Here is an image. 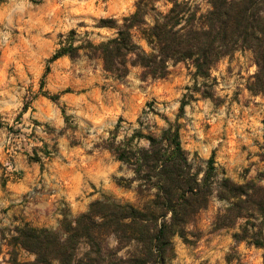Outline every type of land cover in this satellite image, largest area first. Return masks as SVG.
I'll return each mask as SVG.
<instances>
[{
    "label": "rangeland",
    "instance_id": "374dc122",
    "mask_svg": "<svg viewBox=\"0 0 264 264\" xmlns=\"http://www.w3.org/2000/svg\"><path fill=\"white\" fill-rule=\"evenodd\" d=\"M189 1L205 8L204 0ZM136 2L0 0V264H7L8 240L14 229L23 225L10 222L11 217L5 215L9 207L4 201L10 192L7 183L11 175L13 180L19 177L14 168L20 162L23 166L35 164L41 172L46 169L44 164L58 157V151L64 147L89 153L97 149L105 163L107 179L97 189L91 186L95 199L108 196L120 202L136 203L132 188L125 189L114 182V178H130L131 172L108 151L97 147L109 137L119 120L117 141L130 136L133 130L158 133L168 123L177 121L182 146L190 155L207 161L213 154L216 168L227 177L242 182L254 179L262 170L258 155L264 144V98L253 96L246 89L256 70L249 53L237 52L232 58L222 60L208 80L195 77L194 70L182 63L170 67V74L162 80L141 79L139 68H132L125 79L118 80L103 72L100 61H89L83 55L76 60L64 56L66 59L57 63L48 62L61 36L66 38L71 30L75 31V44L85 39L98 44L113 37V30L99 28L97 23L106 18L120 21L134 12ZM148 2L154 4L156 12H165L169 7L167 0ZM78 82L85 89L75 90L81 85ZM203 84L212 87L213 100L196 91ZM44 93L58 96V101L42 96ZM65 94L74 95L76 100H60ZM38 97H44L58 109L64 127L57 134L47 124L26 115L29 108V113L33 112L31 105ZM184 100L187 105L177 120ZM49 134L51 140L45 143L43 137ZM58 136L62 137L59 141ZM140 145L146 142L141 141ZM42 189L38 181L27 192L25 201L30 202ZM58 207L60 215L65 210L79 214L72 213L65 204ZM223 207V202L212 199L208 208L197 216L194 227L189 228L190 243L174 238L176 256L171 264L179 256L183 261L185 256H190L197 264H262V250L245 243L234 244L232 230L214 228L215 216ZM218 246L221 247L216 257L201 258L206 248ZM18 258L28 261L33 256L18 250Z\"/></svg>",
    "mask_w": 264,
    "mask_h": 264
},
{
    "label": "trees",
    "instance_id": "16d2710c",
    "mask_svg": "<svg viewBox=\"0 0 264 264\" xmlns=\"http://www.w3.org/2000/svg\"><path fill=\"white\" fill-rule=\"evenodd\" d=\"M204 1L205 8L189 0H167L168 9L156 12L153 3L137 0L134 12L120 21L106 18L97 23L113 30V37L98 44L88 39L75 44L71 30L66 38L61 36L48 62L83 55L100 61L103 72L118 80L132 68L141 70V79L162 80L170 67L182 63L194 70L195 77L208 80L222 60L249 53L256 70L246 89L264 98V0ZM196 91L214 99L210 85ZM42 96L58 101V96ZM186 105L181 102L177 120ZM61 113L67 121L63 109ZM262 124L264 128V120ZM120 129L121 120L97 147L131 172L130 178L114 182L132 188L136 203L102 196L83 213L63 211L56 229L25 223L8 240L7 264H171L176 256L174 238L190 243L189 228L212 199L224 203L214 228L232 230L234 244L262 250L264 264V144L258 155L262 170L254 179L237 182L216 168L213 154L207 161L190 155L182 146L177 121L158 133L136 129L117 141ZM18 250L33 259L20 261Z\"/></svg>",
    "mask_w": 264,
    "mask_h": 264
},
{
    "label": "crops",
    "instance_id": "0c3cea01",
    "mask_svg": "<svg viewBox=\"0 0 264 264\" xmlns=\"http://www.w3.org/2000/svg\"><path fill=\"white\" fill-rule=\"evenodd\" d=\"M63 59H66V57H61L54 63ZM52 85L55 86L54 83ZM82 89H85L84 84L75 88V90ZM60 100L73 101L76 100V97L65 94L61 96ZM31 106L33 112L30 114L31 108H29L26 113L27 116L30 115V119L44 125L47 124L52 132L54 131L56 134L63 129L64 123L53 103L44 97H38ZM64 136L62 135V137ZM51 137L52 134L43 137L44 142H49ZM62 137L58 136V141ZM45 147L50 149V146H46V144ZM99 154L100 152L97 149L89 153L76 147H70L69 149L64 147V150L58 151V157L51 158L48 163L44 164L46 169L41 172L35 164L23 166L20 162L14 168V171L19 174L18 179L13 180L11 175V179L7 183L10 192L4 198L5 205L9 207L5 215L11 217L10 222L13 224L27 223L35 228L55 229L61 218L59 204H65L72 213L85 212L89 203L96 197L91 186L97 189L107 179L105 163L99 157ZM18 170L22 172H18ZM38 181L41 182L42 192L34 196L30 202H26L27 192ZM219 247L221 246L206 248L201 258H211L213 255L216 257L220 252ZM222 249L226 250L225 248ZM184 259L185 262L182 256H179L174 263H198L190 256H185Z\"/></svg>",
    "mask_w": 264,
    "mask_h": 264
}]
</instances>
